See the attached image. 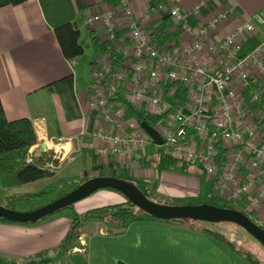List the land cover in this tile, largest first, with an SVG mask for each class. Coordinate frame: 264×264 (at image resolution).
I'll list each match as a JSON object with an SVG mask.
<instances>
[{"label": "crops", "instance_id": "obj_1", "mask_svg": "<svg viewBox=\"0 0 264 264\" xmlns=\"http://www.w3.org/2000/svg\"><path fill=\"white\" fill-rule=\"evenodd\" d=\"M163 1L28 0L0 8V101L6 118H28L38 143L48 141L52 146L51 142L56 139L67 140L63 146L67 157L55 170L54 176L22 187L41 183L37 187L41 189L46 186L42 181H54L60 176L81 182L96 176H122L137 178L146 190L168 198H194L201 186L205 189L206 179L194 167L189 170L193 169L195 175L191 172L157 171L153 166L144 165V161L149 159L146 154L157 153L153 145H149L142 155L146 159L105 156L86 146L93 132L110 130L111 127L106 126L87 104L92 66L99 57L105 56L93 49L89 30L100 41L107 40L104 28L100 24H85V18L125 3L145 29L166 33L171 42L165 46L177 50L181 44H189L191 38L167 13L156 10ZM196 5L201 6L200 12L197 18L190 20L198 23H206L211 17L227 11V17L212 32L222 37L238 22L264 6V0L180 1L182 11ZM115 20L120 34L111 43L121 52L130 45V40L123 20L119 17ZM64 22H71L79 30V43L84 49V54L72 61L63 57L53 32L55 26ZM259 36L258 33L256 37ZM94 143L100 145L98 141ZM155 180L158 186L152 187L149 183ZM125 200L120 192L107 189L43 221L0 223V259L22 261L56 250L69 233L74 214ZM253 214L254 222L264 228V204ZM78 237L85 241L86 264H117L119 261L125 264H252L203 232L200 226L170 220L139 217L124 229L107 226L100 221H86L78 229L74 244L78 243ZM69 256L67 252L57 253L42 259L48 260L45 264H75Z\"/></svg>", "mask_w": 264, "mask_h": 264}, {"label": "built area", "instance_id": "obj_2", "mask_svg": "<svg viewBox=\"0 0 264 264\" xmlns=\"http://www.w3.org/2000/svg\"><path fill=\"white\" fill-rule=\"evenodd\" d=\"M180 1L164 0L156 6L191 38L177 50L154 41L125 3L85 18L87 25L100 24L106 40L114 42L120 34L115 20L119 17L130 40L118 51L127 59L123 68L112 71L107 56L92 66L87 104L111 129L93 132L86 146L124 159L143 155L153 145L157 153L184 162L205 177L207 202L224 200L232 209L253 215L264 204V6L218 37L212 32L227 11L198 23L190 18H197L201 6L182 11ZM251 39L257 43L244 51ZM173 83L186 89L183 102L174 99ZM117 95L135 109L165 115L152 126L162 144L153 142L123 101L114 99ZM66 141L36 145L57 161L47 164L51 170L67 157Z\"/></svg>", "mask_w": 264, "mask_h": 264}, {"label": "trees", "instance_id": "obj_3", "mask_svg": "<svg viewBox=\"0 0 264 264\" xmlns=\"http://www.w3.org/2000/svg\"><path fill=\"white\" fill-rule=\"evenodd\" d=\"M26 1L28 0H0V8L7 5H19ZM53 32L60 46L61 53L66 60L72 61L80 58L84 54V49L79 43L80 32L71 22H64L55 26ZM89 37L95 52L107 56L112 71L124 67V63L127 59L114 48L111 42L100 41L99 37H97L92 30H89ZM151 37L161 47L171 42V38L164 32H152ZM256 43L257 41L255 39L249 40L245 44L244 51L251 49ZM172 86H177V83H173ZM186 95V89L178 85L173 97L175 100L183 102L186 99ZM114 99L122 100L119 95ZM122 101L129 114L140 123L145 121L149 125L154 126L163 121L165 115L150 114L147 111L135 109L131 103L125 100ZM37 144L38 141L32 122L28 118L8 120L0 101V205L19 211L33 210L37 208V206H33L34 203L39 201L41 197L48 196L56 190V185L48 184L32 193H8L9 190L18 188L26 183L54 176L55 171L48 168L47 164L52 163L57 165V161L52 160L49 151H40L36 147ZM156 155L155 159L149 158L145 160L144 165L149 167L153 166L157 171L169 170L177 173H190V166L186 163L180 162L162 152H158ZM205 203L232 209L230 203L224 200H215ZM72 207L73 205L66 209H72ZM239 211L249 217L246 212L242 210ZM49 217L50 216H47L39 221L46 220ZM139 217L157 219L141 211L128 200L95 207L81 214H74L70 231L62 239L56 251L57 253H66L71 250L74 247L78 229L86 221H100L107 226L124 229L130 222ZM170 221L179 224L188 223L198 227L200 226L203 232L225 244L246 261L252 264H261L256 254H254L250 248L236 243V241L229 239L217 230L202 226L203 222L184 219ZM0 223L13 222L0 218ZM44 254L45 252H42L22 261L0 259V264H45L48 260L42 259ZM69 257L75 264H86L85 258L77 253ZM117 264L125 263L119 261Z\"/></svg>", "mask_w": 264, "mask_h": 264}, {"label": "water", "instance_id": "obj_4", "mask_svg": "<svg viewBox=\"0 0 264 264\" xmlns=\"http://www.w3.org/2000/svg\"><path fill=\"white\" fill-rule=\"evenodd\" d=\"M141 126L155 144H162L163 140L152 126L145 121L141 122ZM41 148H44V145ZM100 189H113L120 192L126 200L130 201L138 209L157 219L233 223L244 229L264 247V229L238 210L222 208L207 203L187 205L156 203L147 199L132 183L113 176L89 178L68 193L33 210L19 211L0 205V218L13 223H34L68 208Z\"/></svg>", "mask_w": 264, "mask_h": 264}, {"label": "rangeland", "instance_id": "obj_5", "mask_svg": "<svg viewBox=\"0 0 264 264\" xmlns=\"http://www.w3.org/2000/svg\"><path fill=\"white\" fill-rule=\"evenodd\" d=\"M154 156H157V155L156 154L155 155L146 154V158L155 159V158H153ZM138 157L140 159H143V158L146 159L145 157L142 156V154H139ZM190 172H191V174L195 173V172H193V169L190 170ZM118 177H119V179H123L125 181L132 183L136 188H138L140 191H142V193L145 195V197L147 199H149L153 202H156V203L170 204V205H187V204H204L205 202L208 201L206 193H205V189L202 186H201V189L199 191V194L194 198H168V197L158 196V195L146 190L143 187L141 180H138L137 178H134V177L123 178L122 176H118ZM42 182L45 185L54 184V185H56L57 188L50 195L43 196V197H41V199L39 201L34 203L33 206L34 207L37 206V208L39 206H42V205H45V204L51 202L52 200L57 199L58 197H60L61 195L65 194V193H68L69 191H71L73 188H75L77 185L83 183L84 181L81 182L80 180L68 179L65 176H60V177L56 178L54 181H49V182L42 181ZM202 183H203V181H202ZM40 184L41 183H37V184L35 183V185H29L27 187H22L23 186L22 185V186L18 187L19 189L16 188V189L9 190L8 193H32L33 191L35 192V191H37V189H39L37 187ZM149 184L152 187H155V184L158 186L157 180H155L154 182L152 181ZM104 190H107V189L97 190L94 193H92L91 195L87 196L86 198L79 200L78 202H85L86 200H90L91 198H94V196H96L97 194L104 192ZM66 210H69V209H64L60 212L54 213V214L50 215V217L54 216L55 214H59L61 212H64ZM250 216H251L250 218L252 220H255L254 214L250 215ZM202 226H207L209 228L217 230V231L223 233L229 239L236 241V243L250 248L254 252V254H256L260 263L264 264V247L257 240H255L251 235H249L244 229H242L241 227H239L233 223H228V222H220V223L203 222ZM77 239H78V243L74 244L73 248H77L79 251H75V252L73 251L74 252L73 253L71 251L72 250L71 249L67 253L69 255L77 253V254L81 255L82 257H84L85 253H84L83 249L85 248V241L81 237H78ZM55 254H57L56 250H50V251L48 250L44 254V256H42V257L50 258L51 256H54Z\"/></svg>", "mask_w": 264, "mask_h": 264}]
</instances>
